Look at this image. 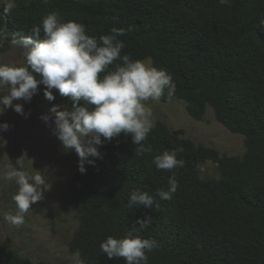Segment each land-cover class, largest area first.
Returning a JSON list of instances; mask_svg holds the SVG:
<instances>
[{
	"label": "trees",
	"instance_id": "trees-1",
	"mask_svg": "<svg viewBox=\"0 0 264 264\" xmlns=\"http://www.w3.org/2000/svg\"><path fill=\"white\" fill-rule=\"evenodd\" d=\"M51 11L63 22L84 24L97 39L113 27L126 29L119 38L125 43L121 55L150 60L172 76L175 94L162 96L161 102L181 101L194 121L212 110L244 144L240 156L221 155L161 122L149 133L145 143L152 150L143 156L135 154L131 136L105 142L94 165L86 163V172L71 179L77 229L69 251L80 264H125L122 258L107 259L100 244L131 232L158 241L148 253L149 264H264V0H230V5L219 0H16L6 27L17 39L31 35ZM45 90L39 85L35 94L41 107L71 109L68 97L53 89L55 99L49 102ZM178 148L183 167L157 170L153 159ZM206 163L213 170L204 168ZM173 173L179 187L170 200L160 201L159 211L128 206L132 190L151 195L167 190ZM146 216L151 223L140 228ZM0 264L45 263L0 246Z\"/></svg>",
	"mask_w": 264,
	"mask_h": 264
},
{
	"label": "clouds",
	"instance_id": "clouds-1",
	"mask_svg": "<svg viewBox=\"0 0 264 264\" xmlns=\"http://www.w3.org/2000/svg\"><path fill=\"white\" fill-rule=\"evenodd\" d=\"M42 2L47 4L50 0ZM219 3L230 5V0H219ZM3 5L0 46L10 40L12 45L24 50L26 63L19 67L0 64V89H7L6 94L0 95V115L11 108L28 118L23 106L13 102H30L38 86L44 85L47 101H54L52 90L55 89L72 102L71 109L60 110L61 106L56 105L41 119L46 124L51 119L55 125L53 134L65 151L76 152L81 174L86 172L85 163L94 165L95 159L100 158L99 147L121 134L131 136L137 156L151 152V146L145 142L153 129L152 111L145 102L159 101L162 96L171 99L176 85L165 69L154 67L150 60H133L130 55H121L125 43L119 38L127 34L126 29L113 27L109 34L97 39L87 34L84 24L63 22L58 12L51 11L39 26H33L31 35L17 39L6 27V19L16 7V0H3ZM115 61L121 63L110 71L109 66ZM9 127L7 123L0 124V132L8 131ZM181 151L183 149L178 148L157 155L153 159L157 170L183 167L184 161L177 159ZM6 178L15 180L18 191L13 196L17 211L5 213L4 219L18 227L24 224L31 206L44 199L51 185L42 175H30L15 167L7 172ZM178 187L173 173L167 190L158 189L154 195L139 188L132 190L128 206L159 211L160 201L170 200ZM140 223V228L150 224L151 216ZM158 247L157 240L134 237L131 232L123 238L109 236L100 244L107 259L122 258L125 264H149L148 253Z\"/></svg>",
	"mask_w": 264,
	"mask_h": 264
},
{
	"label": "rangeland",
	"instance_id": "rangeland-1",
	"mask_svg": "<svg viewBox=\"0 0 264 264\" xmlns=\"http://www.w3.org/2000/svg\"><path fill=\"white\" fill-rule=\"evenodd\" d=\"M2 4L0 0V6ZM25 63L24 50L11 43L0 52V64L19 67ZM6 93L7 89H0V95ZM13 103L21 104L28 118L11 108L0 115V124L10 126L8 131L0 132V246L33 263L80 264L77 254L71 253L68 247L77 229L70 184L73 175L80 172L79 157L74 150L65 151L53 134L54 122L50 119L46 124L41 119L50 114V109L41 107L38 97L34 95L27 103L23 100ZM145 103L151 108L153 126L161 122L195 145L213 149L221 155L237 157L243 154V138L219 124L212 110H207L202 121H194L181 101L149 100ZM12 167L30 175L40 174L51 185L44 199L31 206L24 224L18 227L4 219L5 213L17 211L13 196L18 185L14 179L6 178ZM204 168L213 170V165L206 163Z\"/></svg>",
	"mask_w": 264,
	"mask_h": 264
}]
</instances>
